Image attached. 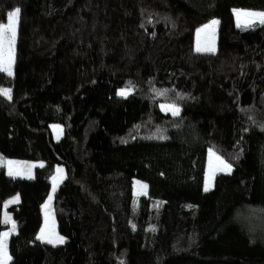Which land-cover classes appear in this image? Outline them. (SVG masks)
Instances as JSON below:
<instances>
[{
    "label": "trees",
    "instance_id": "obj_1",
    "mask_svg": "<svg viewBox=\"0 0 264 264\" xmlns=\"http://www.w3.org/2000/svg\"><path fill=\"white\" fill-rule=\"evenodd\" d=\"M17 8L0 155L42 165L31 179L0 167V233L18 196L8 264H264V23L232 15L264 0H0V24ZM214 18L216 50L195 51ZM208 149L232 169L205 191ZM58 165L65 241L50 245L37 233Z\"/></svg>",
    "mask_w": 264,
    "mask_h": 264
},
{
    "label": "rangeland",
    "instance_id": "obj_2",
    "mask_svg": "<svg viewBox=\"0 0 264 264\" xmlns=\"http://www.w3.org/2000/svg\"><path fill=\"white\" fill-rule=\"evenodd\" d=\"M13 11V10H12ZM11 11V12H12ZM240 14L239 16L237 14ZM244 13H264L263 11H256V10H248V9H242V8H233L232 9V15L234 18V22L236 26L243 28L246 26H250L256 23H261L259 17H249L245 16ZM216 21V23L213 25L212 22ZM17 22L15 25V40L14 44L12 45V64H11V72L13 68V62L15 53L13 50V46L15 45L16 36H17ZM8 23V15L6 22L3 23V25H6ZM219 27V19L214 18L208 21L207 23L203 24L202 26L198 27L195 30V37H194V50L197 51V48L199 47L201 50L198 52H213L216 50V43H217V30ZM205 49H212L211 51H207ZM7 73V72H6ZM8 74V73H7ZM125 92L127 94L130 93L129 89H120L117 91V94ZM122 95V96H125ZM180 108L173 105V104H160V109L164 113H169L173 115L172 109ZM178 112V113H179ZM52 130L54 135L59 137L62 133V127L56 124H52ZM206 167H205V175L203 178V189L205 190L206 185H208V190L212 187L213 181H214V174L218 172H227L228 169H225L223 167L224 164L230 166V170L232 169L231 165L226 162L223 158H221L216 152H214L212 149L207 150L206 154ZM217 157L219 159H217ZM221 161H223V164H221ZM42 165V161L40 160H26V159H19V158H10V157H4L0 155V167H3L5 170V173L8 176L11 177H19V178H25V179H31L33 177L34 169L38 166ZM11 170V175L9 174ZM65 174L62 167L59 165L55 168V174L52 178L51 182V189L50 192L42 204L41 212H42V225L37 233L38 236H43L44 239H38L41 242L50 244V245H60L65 241V237L60 234V232L57 229V224L55 220V216L53 214V206H52V197H53V187H54V181H55V189L58 186V184L63 180ZM134 193L136 196H142L147 194V184L141 180L135 179L134 180ZM51 197V199H49ZM18 201V196L13 195L12 197L6 199L3 203V221L6 223V228L1 233H8L7 237L4 238L6 242V252L7 256L0 258V264H8L11 260V256L9 255L7 244L10 236L16 232V226L13 218L11 217V214L7 210L8 206L16 203ZM11 202V203H10ZM254 222L264 225V213L260 215V217L256 216L254 218ZM62 237L63 242H57L56 238ZM48 239H52V243L47 242Z\"/></svg>",
    "mask_w": 264,
    "mask_h": 264
},
{
    "label": "snow or ice",
    "instance_id": "obj_3",
    "mask_svg": "<svg viewBox=\"0 0 264 264\" xmlns=\"http://www.w3.org/2000/svg\"><path fill=\"white\" fill-rule=\"evenodd\" d=\"M20 9L17 8L13 10L12 12L8 13V23L6 25L0 24V71L7 72L9 75L12 74L11 72V64H12V45L14 44L15 40V25L16 21L19 16ZM240 15L239 13L237 14ZM245 16L249 17H259L260 22L264 23V13H244ZM216 21H213L212 24L214 25ZM201 49L198 47L197 51H200ZM207 51H211L212 49H205ZM120 95H125V92L119 93ZM0 95H5L10 98L11 90L10 89H0ZM173 115L178 114L179 109L173 108L172 109ZM217 159H219L217 157ZM221 164H223V161H221ZM223 167L225 169H228L230 171V166L224 164ZM11 175V170L9 172ZM53 190H55V181H54V187ZM208 190V185L205 187V191ZM51 199V197H49ZM11 203V202H10ZM15 227V225H13ZM8 235V233H0V258L6 257V242L5 239ZM38 239H44L43 236H38ZM57 242H63L62 237L56 238ZM49 243H52V239H48Z\"/></svg>",
    "mask_w": 264,
    "mask_h": 264
},
{
    "label": "crops",
    "instance_id": "obj_4",
    "mask_svg": "<svg viewBox=\"0 0 264 264\" xmlns=\"http://www.w3.org/2000/svg\"><path fill=\"white\" fill-rule=\"evenodd\" d=\"M51 128H52V127H51ZM52 132H53V130H52ZM54 133H55V132H53V135H54ZM60 137H61V135H60L59 137H57V138H56V136L54 135V138H55V139H58V138H60Z\"/></svg>",
    "mask_w": 264,
    "mask_h": 264
}]
</instances>
